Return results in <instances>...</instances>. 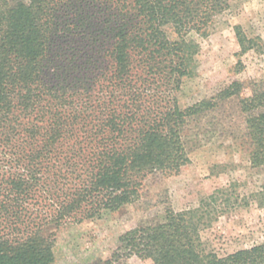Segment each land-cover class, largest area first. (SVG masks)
I'll use <instances>...</instances> for the list:
<instances>
[{
	"label": "trees",
	"instance_id": "obj_1",
	"mask_svg": "<svg viewBox=\"0 0 264 264\" xmlns=\"http://www.w3.org/2000/svg\"><path fill=\"white\" fill-rule=\"evenodd\" d=\"M233 1L0 0V264H53L46 228L140 202L149 175L189 163L188 127L230 97L250 166L264 168L263 81L244 94L233 80L186 107L178 99L197 69L193 35ZM234 31L240 52L251 49ZM228 189L197 207L167 205L161 222L120 235L104 264H264V240L225 255L204 247L208 208ZM258 195L264 204V185Z\"/></svg>",
	"mask_w": 264,
	"mask_h": 264
},
{
	"label": "rangeland",
	"instance_id": "obj_2",
	"mask_svg": "<svg viewBox=\"0 0 264 264\" xmlns=\"http://www.w3.org/2000/svg\"><path fill=\"white\" fill-rule=\"evenodd\" d=\"M236 25L252 40V48L245 52H240ZM193 37L200 46L197 69L178 94L182 107L211 97L233 80L244 83V94L252 82H264V0H234L214 18L205 36ZM243 137L244 114L233 96L188 127L189 163L178 174L149 175L140 202L90 221L46 228L54 240L53 264H104L126 230L161 222L167 205L176 211L197 207L210 194L227 188L208 208L212 222L201 231L204 247L225 255L263 242L264 204L259 205L258 192L264 185V168L250 166ZM221 198L230 200L223 210ZM117 264L152 262L132 256Z\"/></svg>",
	"mask_w": 264,
	"mask_h": 264
}]
</instances>
